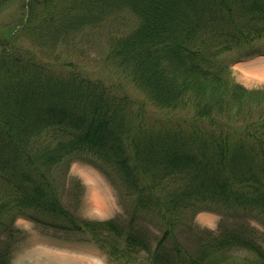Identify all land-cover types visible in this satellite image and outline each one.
<instances>
[{
    "label": "trees",
    "instance_id": "trees-1",
    "mask_svg": "<svg viewBox=\"0 0 264 264\" xmlns=\"http://www.w3.org/2000/svg\"><path fill=\"white\" fill-rule=\"evenodd\" d=\"M12 1L0 0V14ZM24 9L17 25L0 24V236L18 217L41 224L42 212L69 219L67 231L115 261L150 251L132 223L67 213L51 179L67 158L109 168L134 196V217L165 227L151 264H264L237 218L264 222V89L235 83L221 59L264 38V0H25ZM110 23L125 27L108 38L105 62L120 76L106 84L57 52ZM203 211L228 227L193 231L183 245L182 216ZM11 240H0V264H12Z\"/></svg>",
    "mask_w": 264,
    "mask_h": 264
},
{
    "label": "rangeland",
    "instance_id": "rangeland-1",
    "mask_svg": "<svg viewBox=\"0 0 264 264\" xmlns=\"http://www.w3.org/2000/svg\"><path fill=\"white\" fill-rule=\"evenodd\" d=\"M24 6L25 0H13L3 9L0 14V24L5 26L3 29L19 23L25 13ZM111 23L105 29L86 31L77 35L72 43L69 42V46H64L57 53H61L62 58L67 61L77 64L92 79H103L106 84L117 82L120 73L115 71L113 65L105 62V58L110 33L123 31L125 25L118 23L113 25ZM257 53L264 54V38L256 40L247 48L242 47L232 52H225L221 57L223 63L230 67V77L233 81L249 90L264 89V57L254 60L250 58L251 55ZM68 166H70L68 159L64 158L57 166L53 167L51 174L61 206L69 215L83 223L113 222L120 228L132 223V228L142 233L144 242L150 246V251L130 256L128 254L130 264H151V256L164 236L165 227L160 224L155 216L141 213L134 217V196L127 195L119 177L109 168H107L108 173L105 175L82 160L75 161L70 168ZM34 215L41 220V225L46 227L40 226L45 233L38 227L32 226L31 228L30 225L25 224L23 221H27L26 219L17 218L10 228L12 235L5 233L4 236H0L2 242H8L10 238L12 239L10 244L13 253L17 254L18 247L31 242V236L36 242H41V238L44 239L42 241L50 242L52 239L49 236L52 234L60 235V237H74L75 235L76 240L84 238L90 240L89 235L84 232H74V234L68 235L66 229L70 227L69 219L66 220L62 216H48L42 212L39 215L34 212ZM237 218H239L240 224L247 223L251 227L259 243L264 247L263 220L259 221L247 215H241ZM4 219L8 224L10 223L9 217H4ZM181 219L186 227V232L183 233L181 240L183 245L186 237L191 236L193 231H210L218 234L228 227V224L224 222V214L219 212L203 211L195 216L191 214L182 216ZM27 222L31 224L29 220ZM47 232L48 235H45ZM88 242L87 245H91L94 250V252L92 250L93 253H70L68 256L58 257L57 253L54 252L55 248L49 249L51 252L45 249L47 251L45 255L48 258L47 264H126L125 261L118 262L112 259L95 242L91 240ZM120 244L123 246L122 243ZM75 245L76 243H73L72 247L75 248ZM167 245H172L171 240L167 241ZM239 256L245 257L244 254ZM15 260L13 257L12 264L21 263V260Z\"/></svg>",
    "mask_w": 264,
    "mask_h": 264
},
{
    "label": "crops",
    "instance_id": "crops-1",
    "mask_svg": "<svg viewBox=\"0 0 264 264\" xmlns=\"http://www.w3.org/2000/svg\"><path fill=\"white\" fill-rule=\"evenodd\" d=\"M23 222L27 225H30L31 228L32 226L37 227L33 223L30 224L27 221H23ZM49 238L52 239L50 242L42 241L44 240L42 238H41V242H36L34 238L31 236V240H32L31 242L24 243V246L18 247L17 254L16 253L14 254V259H16L15 261L21 260V263L19 264H47L48 258L47 255H45V253L47 252L46 250L50 251L49 249H54V248L56 249L54 252L57 253L58 257L68 256L70 253L81 254V253L94 252L91 245H87V243L89 242L77 241V240L68 241V240H63L62 238L58 240V238H54L53 236H49ZM73 243H76L75 248L72 247Z\"/></svg>",
    "mask_w": 264,
    "mask_h": 264
}]
</instances>
